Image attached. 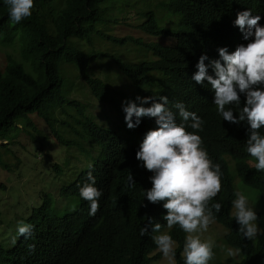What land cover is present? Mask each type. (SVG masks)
<instances>
[{"label":"trees","instance_id":"obj_1","mask_svg":"<svg viewBox=\"0 0 264 264\" xmlns=\"http://www.w3.org/2000/svg\"><path fill=\"white\" fill-rule=\"evenodd\" d=\"M139 1L34 0L32 15L13 23L8 5L0 0V42L12 44L15 40L18 55L7 54L0 68V145L7 144L9 131L17 123L21 127L35 129L29 117V113H34L47 123L49 132L54 141L62 146V151L69 146L76 147L90 159L87 166L58 189V195L76 199L74 208L61 214L52 213L49 211V193H43L40 203L32 206L26 216L14 219L18 225L21 221L32 225V235L27 238L19 235L7 248H2L0 244V262L149 264L159 256V252H154L156 244L152 239V225L157 222L161 226L166 225L163 219L166 209L163 202L153 204L144 196V191L151 188L149 177L152 173L143 174L137 170L133 160V153L139 149L142 137L148 130L157 127L155 119L140 122L137 127L129 129L124 126L122 116L120 125L111 126L98 120L95 112L86 106L87 103L71 97L70 93L87 88L88 94L119 114L118 91L109 89L92 71L93 61L106 58L130 80L140 77L134 83L138 93L151 92L155 81L147 76L146 71L155 70L160 88L168 93V101L174 96L175 100L202 117V110L209 107L207 91L213 89L206 80L202 84L196 83L191 77L197 68L190 69V66L193 59L205 51L204 45L210 40L207 33L214 19L212 11L228 10L234 6L237 13L252 8L264 10V0H148L154 1L158 16L165 15L164 12L176 15L174 27L159 25L152 9L138 10ZM114 6L121 10L131 6L130 16L138 19L134 27L152 35H173L175 43L142 42L140 37L131 35L117 37L96 27V23L117 20L116 14L112 13L114 8L111 7ZM106 41L117 44L128 42L133 45L132 48L142 44L156 58L129 62L131 57H125L122 51L117 55L102 49L106 48ZM62 66L72 69V74H63ZM72 76L77 78L74 84L68 81ZM54 109L63 114L60 124L68 128L73 134L71 137L53 128L56 120L51 114ZM190 124V120L185 122L187 128ZM261 130L264 131V128ZM202 133L211 152L209 156L218 158L216 162L222 172V189L209 207L215 203L222 205L220 212L216 213L213 209V214L215 221L227 228L224 242L237 249L240 255V261L234 264H264V176L255 168L249 169L242 161L233 165L241 181L256 187L260 193L256 223L261 234L255 239H247L238 231L239 225L233 215L229 214L234 197L232 174L218 154L220 150H226L231 153V158L239 159L244 155L243 149H239L238 129L222 128L204 119ZM38 136L42 146L46 136L43 132ZM87 137L89 140L86 141ZM94 144L96 148H92ZM89 165H92L91 169ZM52 166L60 169L58 162L52 163ZM90 170L96 177L95 186L102 193L95 215H89L90 204L79 195V187L86 182ZM129 172L136 182L134 185L127 179ZM149 219L152 224H149ZM143 226L148 227V233L141 236ZM167 233L176 243L175 264H184L182 250L185 233L178 225L168 229ZM30 244L35 245L34 250H29ZM227 258L233 260L231 256Z\"/></svg>","mask_w":264,"mask_h":264},{"label":"clouds","instance_id":"obj_2","mask_svg":"<svg viewBox=\"0 0 264 264\" xmlns=\"http://www.w3.org/2000/svg\"><path fill=\"white\" fill-rule=\"evenodd\" d=\"M4 2L8 5L9 17L13 23L30 17L35 6L34 0ZM212 15L214 19L207 33L210 40L204 45L205 51L199 53L190 66V69L197 68L191 78L198 84L206 80L214 90L207 91L209 107L202 110V117L175 100L174 96L169 102L166 96L168 93L160 88L155 70L146 71L147 76L155 81L150 93H138L134 83L138 82L140 77L130 80L118 67L113 66L117 77L127 80H122L123 85L131 88L132 93L124 91L123 85L113 87L106 79L107 74H94L103 80L109 89L119 93L117 101L120 113L114 110L118 118L116 124L120 125L122 116L125 119L124 126L127 125L129 129L137 127L140 122L155 119L157 127L148 130L142 137L139 149L133 153V160L137 170L143 174L148 171L152 173L149 177L151 188L144 191V196L153 204L163 202V208L166 209L163 219L167 228L172 229L178 225L186 233L182 250L184 264H209L213 259L212 249L215 242L211 238L201 239V233L206 232L214 223L213 209L219 213L222 207L220 203L211 204L209 207L210 202L222 189V172L216 162L218 158L212 159L208 154L211 152L202 133L204 119L222 128L238 129L239 149H243L244 155L239 159L231 158V153L220 150V160H224L227 166L233 169L235 162L242 161L249 169L255 168L256 172L264 176V131L261 130L264 128V10L252 8L237 13L234 6L228 10L214 9ZM175 18V14L166 13L158 16L156 22L162 26L174 27ZM152 36L154 38L150 40H143L141 37L140 39L142 42L158 41L163 45H173L176 41L175 37L169 34ZM135 49L138 59L134 60L132 57L129 62L156 58L142 44L138 43ZM189 120L191 124L187 128L185 122ZM96 147V144L92 146ZM82 155L87 161L81 169L90 161L85 154ZM89 168L91 169L92 165H89ZM238 178L241 180L239 176ZM127 179L132 185L136 183L130 172ZM95 183L96 177L90 170L86 182L79 187L80 197L90 204L89 215H95L98 211V200L102 195ZM243 184L246 187L245 194L240 190L235 191L233 182L234 197L231 203L234 212L231 213L229 208V214L235 218L239 225L238 231L243 237L255 239L261 234L256 223L258 208L250 206L249 195L254 193L256 205H260V193L256 187ZM254 189L257 192H254ZM149 224H152L151 219ZM161 227L157 222L152 225V231L160 233ZM32 229V225L21 221L18 225V235L13 238L16 239L19 235L30 237ZM226 231L225 227L224 233ZM147 233L148 227L143 226L140 230L141 236ZM152 239L169 264H175L176 243L172 236L164 232L153 236ZM225 245L229 246L226 243ZM28 248L30 251L34 250L35 245L30 244ZM232 249H228L229 256L234 255Z\"/></svg>","mask_w":264,"mask_h":264},{"label":"rangeland","instance_id":"obj_3","mask_svg":"<svg viewBox=\"0 0 264 264\" xmlns=\"http://www.w3.org/2000/svg\"><path fill=\"white\" fill-rule=\"evenodd\" d=\"M153 2L140 0L138 10L152 9L157 19L158 15L156 12L158 8H154ZM108 7L110 8V5ZM111 8H114L112 13L116 14L117 20L99 22L95 24L96 27L117 37L131 35L132 37H141L143 40L154 38L152 35H147L139 29L134 28V23L138 19L132 15L130 16V12L132 11L131 6H125L122 10L116 6ZM164 13L168 14V12ZM106 42L108 43L106 48L102 49L107 50L109 53L119 55V51H122L123 55L127 58L137 55L135 47L132 48L133 45L128 44V42L122 45L112 43L111 41ZM7 54L15 57L18 56L16 42L12 44L0 42V68L4 64ZM92 65L93 74L100 76L107 74L106 79L113 87L123 85V81L127 82L126 79L117 77V73L113 69V63L106 58L95 60L92 62ZM62 71L63 74H72V69H68L67 66H62ZM68 81L74 84L77 78L72 76ZM123 90L132 93V89L125 85H123ZM70 96L83 103H87L86 106H88L90 111L95 112L98 120H103L105 123L111 125L118 122L116 112L104 102L97 101L88 94L87 88H82L81 91L73 90ZM51 115L56 120H54L55 122L53 121V128L58 133L71 137L73 134L68 128L60 124L59 120L61 117L63 118V114L54 109ZM29 117L33 121L35 129H31L29 126H25L24 128L17 123L16 127L9 131L7 144L0 145V244L3 247L12 245L17 239L14 238L18 235V224L14 222V219H17L20 215L26 216L32 206L40 203L43 193H49L51 198L49 211L52 213L61 214L74 208L77 202L76 199L72 196L58 195V189L60 185L74 177L87 161L76 150V147L69 146L62 151V146L54 141L51 132H49L47 123L34 113H29ZM42 132L46 136V140L41 146V139H39L38 135ZM56 162L60 164L59 170H56L52 166V163ZM230 173L233 175L235 191L240 190L245 194L246 187L235 174L233 168H230ZM254 192H257V190L254 189ZM255 196L254 193L249 195V204L250 206L259 208V205H256ZM230 212H234L232 203ZM224 231L225 227L219 222L214 221L206 232L201 233V239L206 240L211 238L215 242L212 249L214 256L209 264H216L217 262H220V264H234L240 261V257L236 253L237 250L225 245L223 238ZM164 232H168L166 225L161 227L160 233L154 232L153 236ZM228 249H232L234 252V255H231L232 261L227 258L229 256ZM156 251L159 252V256L151 260L149 264H169L157 246L154 248V252ZM0 264H7V262L3 261Z\"/></svg>","mask_w":264,"mask_h":264}]
</instances>
